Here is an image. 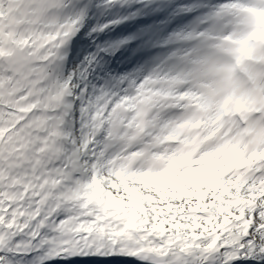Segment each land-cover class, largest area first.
Instances as JSON below:
<instances>
[{
	"label": "snow or ice",
	"instance_id": "obj_1",
	"mask_svg": "<svg viewBox=\"0 0 264 264\" xmlns=\"http://www.w3.org/2000/svg\"><path fill=\"white\" fill-rule=\"evenodd\" d=\"M0 264H264V0H0Z\"/></svg>",
	"mask_w": 264,
	"mask_h": 264
}]
</instances>
